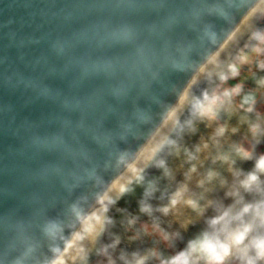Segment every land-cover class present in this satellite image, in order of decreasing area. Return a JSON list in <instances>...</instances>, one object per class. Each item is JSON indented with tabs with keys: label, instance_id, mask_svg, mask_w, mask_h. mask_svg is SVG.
<instances>
[{
	"label": "water",
	"instance_id": "95a60500",
	"mask_svg": "<svg viewBox=\"0 0 264 264\" xmlns=\"http://www.w3.org/2000/svg\"><path fill=\"white\" fill-rule=\"evenodd\" d=\"M259 1L0 0V264L55 261ZM195 95L141 179L155 208L126 193L107 212L117 259L109 236L123 235L121 220L154 224L157 187L201 135Z\"/></svg>",
	"mask_w": 264,
	"mask_h": 264
},
{
	"label": "bare ground",
	"instance_id": "6f19581e",
	"mask_svg": "<svg viewBox=\"0 0 264 264\" xmlns=\"http://www.w3.org/2000/svg\"><path fill=\"white\" fill-rule=\"evenodd\" d=\"M263 10L264 0H260L253 7L250 14H248L246 18L242 20L240 25L235 29L230 37H228L227 41L223 45H221V47L215 52V54L208 58L204 65L199 68L198 71L193 75L187 86L183 88L184 91L173 109L154 130L153 134L147 140L143 148L138 151V154L134 157V159L129 162L124 170L118 173L116 178L111 183H109L110 185L108 186V188L97 199V203L93 211H91L87 216L83 218L68 245H66V247L52 264H82L90 257L93 258L97 256V253H99V240L102 236H104V226L106 225L107 221L106 215L109 209L113 205H116V201L133 183H136L141 175H143L145 172L150 171V167L152 166L155 157L162 154V151L164 150L163 147H165L166 144L172 139L170 137L172 136L174 129L177 127V124L179 123L185 108L190 101L195 99V91L198 89L200 90V92H202V96L200 98L202 102H207V100L210 101L213 99L214 94L212 88L217 84L223 71H225L231 53L241 43L244 37V32L248 30L250 25L252 26L256 17ZM217 53H219L217 57V63H211L212 57L216 56ZM215 98H217L215 99V101L217 102L216 107H213V105L209 102V104H199L197 109L202 110V113H207L208 115L211 114V109L213 111L221 109L222 107H226L227 110L233 109L232 103L230 102L229 98L226 97V101L224 104L218 102V97ZM206 105L207 107H205ZM246 114L248 115V112ZM243 115L244 113H241L238 119L240 123L245 120H249L242 117ZM203 120L205 121V126H208L209 122L207 121V119L203 118ZM251 124L253 125H251L252 128L254 126L256 127L255 138L253 137L252 132L246 131L247 133L244 134L243 126L240 127V124L238 130H236L235 127L232 126V124H228V129L230 130V134L228 136L226 134H223V137H221V134L219 132H215V138H211L213 139L211 141V144L213 146H210L213 151L211 160L206 158L209 161L205 159L206 161L203 163L199 160V158L197 161V157L195 158L194 156H190L186 160L183 159L185 160L184 169L188 171V175L191 177L189 179L190 184H195H192V186L196 188V191H198V193L200 192V194H198V197H191L184 201L186 207H190V205L194 204L195 207L192 210L195 211V217H197L199 226L201 224L205 228L214 232L217 237L221 239L222 244L229 247V249L234 251L239 257H251L252 255H254L252 250L247 249L246 247L243 248L244 253L241 250V252H239L237 251L238 249H236V247L238 246V244L236 243V237L240 235L239 232H242L241 226L238 225L240 221L239 218L245 215L243 212V208L246 205H251L255 201L261 200V197L259 196L264 193V174H260L259 181L250 184L249 190H246L241 185V181L245 180L248 177V174L255 170L257 158L256 154H252L251 158L242 160V156L238 155L236 151V149L240 147V141L246 139L255 147L256 145H260L261 141L264 140V120L260 122H255L253 120L251 121ZM207 130H210V128H208ZM208 133V135H211V130L208 131ZM203 137L204 136L196 138L195 141L186 139L185 142H192V146L198 150H195L197 154L198 152L201 154L205 151V144L207 141L206 137ZM198 145H200L201 147H197ZM174 154L180 155L177 150L174 151ZM181 154L183 155V152H181ZM223 157H227V160L223 159ZM193 169L195 170L193 171ZM169 171L172 173H176L179 178L176 180L172 179L164 181L162 185L159 184V186L157 187V192H159V195L162 196V203L159 202L158 206H166L167 208L170 206H174L175 209H178L179 205L177 204V200L179 201L180 196L174 195L173 189L175 190L181 188L180 180L182 178V173L185 174V172H183L182 169L175 170V168L173 167H171ZM189 171L191 172L189 173ZM210 173L213 174L211 179H209ZM201 181L208 184L204 185L203 183H201ZM174 182L177 183L175 184ZM140 184L141 183H139L138 186ZM170 187H172L171 191L169 190L166 193L161 191L162 188H165L167 190V188ZM117 190H119V195L117 194ZM229 193L233 194L229 195ZM173 200H176L175 204L172 203ZM188 201H191L192 204H189ZM229 209H231L229 215L227 217H224V219H222L216 225L215 229H212L209 226L208 222L212 219L220 217L225 210ZM158 211L160 212V214H162V209H156V212L155 209H152V211H149L148 213H152L157 220L159 218L157 214L159 213ZM145 213L147 214V212ZM160 216L165 219L164 215ZM235 225L239 226V232L237 229H234ZM121 235H117L115 237L109 236L108 238L110 240L113 239L116 241L113 244L115 245L116 249H119L118 245L121 242V239H119V237L122 238ZM221 242L218 240V244H209L211 248H209V253L211 255L215 252ZM245 249H247V251H245ZM126 253L128 254L127 251ZM84 257H86L87 259L82 262ZM135 260L136 259L133 258V261ZM231 261L233 262L241 260L237 259L236 257H231L229 259V263Z\"/></svg>",
	"mask_w": 264,
	"mask_h": 264
},
{
	"label": "flooded vegetation",
	"instance_id": "af4514ba",
	"mask_svg": "<svg viewBox=\"0 0 264 264\" xmlns=\"http://www.w3.org/2000/svg\"><path fill=\"white\" fill-rule=\"evenodd\" d=\"M244 37L241 43L233 50L231 53L225 71L223 74L229 76V78L225 81L218 80V85H216L217 91H219L218 101L221 99L222 104L225 103L226 97L230 99L232 103L233 109L227 110L226 107H220L216 111H212L211 118L215 121L218 128L223 129V131L230 130L228 129L229 125L232 124L236 130L243 126L244 134L247 132H251V121L260 122L264 120V52L256 53L254 49L260 45V39L256 38L257 36H264V10L256 17L252 26L248 28L247 31L244 32ZM229 65H234L237 70L236 75H231L229 72ZM215 89V88H214ZM213 90V94H214ZM227 93V94H225ZM263 97V98H262ZM242 104L250 106L252 109L246 110L242 108ZM217 106V105H215ZM248 112V115L246 114ZM244 113L242 117L249 119L248 121H243L240 123L238 121L240 114ZM239 123V124H238ZM249 142V141H248ZM251 146L253 145L249 142ZM261 151L260 153L264 154V140L261 141ZM147 226H151L150 223L142 222ZM142 225V224H141ZM141 225L137 222H126L125 227L128 234H124L123 238L126 240L132 241V246L138 251L137 257L139 256L140 262L139 264H156L155 258L159 257V262L164 264V258L161 260L160 253L155 252V247L161 246L159 241H161L159 236L154 235V230L148 228H141ZM160 226V225H159ZM124 240V239H123ZM159 243V245H158ZM100 245V243H99ZM103 250L107 251L109 254V249L105 247L103 242ZM182 254L180 257L184 258V261L181 264H204L203 260H199L192 258L187 252L190 250V244L182 243L181 246ZM100 254L101 247L98 250ZM106 254V253H105ZM111 254V253H110ZM141 256V257H140ZM99 257V256H98ZM93 257L92 260L86 261L85 264H98V258ZM138 260V258H137ZM126 260H119L121 264H123ZM138 263V262H137ZM242 264V262H239Z\"/></svg>",
	"mask_w": 264,
	"mask_h": 264
},
{
	"label": "rangeland",
	"instance_id": "374dc122",
	"mask_svg": "<svg viewBox=\"0 0 264 264\" xmlns=\"http://www.w3.org/2000/svg\"><path fill=\"white\" fill-rule=\"evenodd\" d=\"M218 83H217V85H218ZM216 87L217 86H214V88H215L214 89V91H215L214 97L212 100H210V104H212L213 107H216L215 105H217V102L215 101V99H217V98H215V97H217L219 95V91H217ZM221 99H219L220 102H222ZM221 137H223V136H221ZM218 139H220V138H218ZM166 146H167V144H166ZM250 146H251V144H249V142L246 139L240 141V147L247 149ZM251 147H252V154H256V158L258 159L259 156L262 154V153H260L261 145H258L256 147V150H255V148H253L254 147L253 145ZM164 150H165V148H164ZM212 153H213V151L210 149L209 144H206L205 151L202 153V157L199 158V160L203 163L207 159L211 160L212 159ZM209 160H207V161H209ZM216 160H217V158H216ZM242 160H245V158L242 157ZM197 161H198V158H197ZM184 162L185 161L180 156V158H178V160H175V162L172 163V165H171V167L175 168V170L176 169H182V171L185 172V174L182 173V178L180 180L181 188L175 189V190L173 189V194L180 196L179 201L177 200V204L179 205L178 209H175L174 206L173 207L170 206L171 208H168L167 212L164 211L165 212L164 213L165 219H163L157 225L151 224V226L149 227L146 224L139 222L140 225L142 224L141 225L142 230L146 229V231H149L148 228L153 229L155 231L154 235L160 237L161 241H159V243L161 244V246L155 247L154 253L155 252L160 253L161 260L164 258V262H163L164 264H181V262L184 261V258L180 257V254H182L181 251L183 249L181 247L182 243L191 244L192 242H198L199 246L201 248V255L211 259L214 255V253L212 255L209 253L211 248L209 249V248L203 247V245L205 243V241L203 240V235L205 232L210 233V239H208L206 241V243L208 245L209 244H218V240L221 242V239L219 237H217V235L214 232L205 228L201 224L199 226L197 217H195V211L192 210V209H194V207L192 205H190L191 208L189 206L186 207V204L184 201H186V199L191 198V197H196V196L198 197L199 196L198 194H200V192L198 193V191H196V188L194 186H192L193 183L190 184L189 179L191 177L188 175V171L184 169V167H185ZM171 167H169V170L171 169ZM190 172L191 171H189V173ZM145 175H147V173ZM164 178L167 181V180H172V179L176 180L179 177L176 175V173H172L169 171V172H166V176ZM174 183L176 184L177 182H174ZM203 184L207 185L208 183L204 182ZM193 185H195V184H193ZM141 186L142 185L140 184V187ZM129 190L130 189H127V191L125 193H123L122 198L126 195L127 192H129ZM169 190L171 191L172 187L167 188V190L165 188H162L161 191L166 193ZM131 192H132V190H130V194H131ZM136 192H137V189H135L132 192V194H136ZM140 194H142V193H140V191H139L138 195H140ZM259 197H261V200L255 201L253 204H251L253 207L249 210V212L244 213L245 215L239 218L240 221H239L238 225L241 226V229H243L246 225L254 222L257 211H264V208H258L257 207V206L261 205L262 202H264V193H262L261 196H259ZM161 198H162V196L159 195L158 200H160ZM121 199H119V201ZM142 200L148 201V203L143 202L144 204L142 206H144V207L149 206V208L150 207L155 208V206L157 205V202L154 201L153 198L149 197L147 199L146 197H143ZM165 207L166 206H164V208ZM188 209H191V210H188ZM234 229H237L239 232L240 228H239V226L235 225ZM239 233L241 234V232H239ZM256 235H257L256 230L250 231L249 233H246L245 239L241 243H239L237 247L235 246L236 249H238L237 251H239V252L242 251L244 253L243 248L246 247L247 249H251L252 240L254 239V237ZM165 237H166V239H165ZM99 243H100L99 247H101V252H100V254H97V257L99 256L97 258L98 264H121L120 262H118L120 259L118 258L119 259L118 260L115 255L111 254L114 257L113 259H112L111 255L109 257H107L105 254L106 251H104L102 249L103 245H101L100 240H99ZM159 243H158V245H159ZM220 245H223L222 242ZM213 246H211V247H213ZM126 251L128 252V254L126 253V255H128V256L126 257V261L124 262V264H130V263H134V262H138V264H139L140 258H139V256L137 257V255H139L138 251H135V250L131 251L130 248H128ZM187 253L189 255H191L192 258L197 259L195 253H192L191 251H188ZM133 258H135L136 260L133 261ZM137 258H138V260H137ZM85 259H87V258L84 257L82 262ZM159 259L160 258L156 256V258H155L156 264H161L159 262ZM88 260H92V257H90ZM86 261H84V262H86ZM229 264H239V263H237L236 261H233V262L231 261Z\"/></svg>",
	"mask_w": 264,
	"mask_h": 264
},
{
	"label": "clouds",
	"instance_id": "9594fccd",
	"mask_svg": "<svg viewBox=\"0 0 264 264\" xmlns=\"http://www.w3.org/2000/svg\"><path fill=\"white\" fill-rule=\"evenodd\" d=\"M256 38L260 39L261 43L260 45L257 46L254 51L256 53H262L264 52V36H257ZM219 53L216 54V56L212 57L211 63H217V57ZM264 66V65H262ZM229 72L231 75H236L237 70L234 65H229ZM229 78L228 75L226 74H221L220 75V80L223 82ZM227 94V93H225ZM214 118V117H212ZM250 131L253 133V137L255 138L256 135V127L254 126L253 128L250 129ZM221 132H223V129H221ZM258 142V141H257ZM237 154L242 156L245 159L251 158L252 156V147L250 146L249 148L245 149L243 147H239L236 149ZM223 159L227 160V157H223ZM195 169H193L194 171ZM260 174H264V154H261L259 158L257 159L256 162V168L253 172L248 174V177L241 181V185L246 189L249 190L250 184L253 182H257L260 179ZM213 174H209V179H211ZM203 183V181H201ZM117 194L119 195V190H117ZM233 193H229V195H232ZM173 204L176 203V200L172 201ZM189 204H192L191 201H188ZM195 207V205H192ZM252 205H246L243 208V212L247 213L249 210L252 208ZM258 208H264V202L261 203V205L257 206ZM165 212H167V209H164ZM202 211V210H201ZM229 210H225L222 215L216 219L210 220L209 226L212 229L216 228V225L224 219V217H227L229 215ZM257 231V235L254 237L251 243V249L254 255L251 257L248 256H243L239 257L236 255V253L232 250L229 249V247L224 246V245H219L217 249L214 252V255L211 259L202 256L201 255V248L199 246L198 242H192L190 244V250L192 253L196 254L197 257V262L199 260H203L204 264H229V259L231 257H236L237 259L242 261V264H264V211H257L256 216L254 219L253 223H250L246 225L243 229L242 232L239 236L236 237V243L239 244L242 240L245 239V234L249 233L250 231ZM166 239V237H165ZM210 239V233L205 232L203 235V240L205 241L203 247L210 248V246L206 243V241ZM247 251V249H245Z\"/></svg>",
	"mask_w": 264,
	"mask_h": 264
}]
</instances>
